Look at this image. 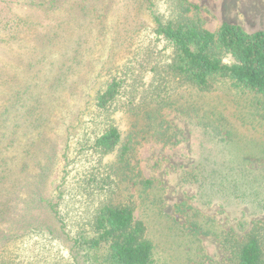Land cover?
I'll list each match as a JSON object with an SVG mask.
<instances>
[{"label":"rangeland","instance_id":"1","mask_svg":"<svg viewBox=\"0 0 264 264\" xmlns=\"http://www.w3.org/2000/svg\"><path fill=\"white\" fill-rule=\"evenodd\" d=\"M189 1L209 30L264 29V0ZM153 26L142 0H0V257L74 264L70 237L104 198L90 175L109 177V199L133 206L165 264H224L218 233L241 237L264 221V102L226 81L173 87L155 120L115 112L122 162L79 143L106 83L136 60L147 85L165 58L154 53H169Z\"/></svg>","mask_w":264,"mask_h":264},{"label":"trees","instance_id":"2","mask_svg":"<svg viewBox=\"0 0 264 264\" xmlns=\"http://www.w3.org/2000/svg\"><path fill=\"white\" fill-rule=\"evenodd\" d=\"M142 1L152 17L154 38L169 53H154L165 58L158 59L150 69L152 79L147 85L143 82V65L136 60L132 61L138 65L130 63L114 75L95 97L90 118L92 134L79 141L82 148L99 157L117 152L119 162L126 158L128 144L123 141L113 114L119 110L147 112L144 115L155 120L158 115L152 110L169 104L177 85L184 90L207 91L219 81H226L242 92L261 96L264 102V29L247 32L238 24L222 22L212 31L204 27L197 7L189 0H165L169 9L166 14L156 13L152 0ZM246 173L255 172L246 170L241 175ZM89 178L86 184L96 183L104 198L96 202L86 224L70 237L66 223L59 219L62 232L71 238L74 264H165L155 259L147 226L135 217L133 206L109 199V177ZM207 227L206 233L215 231L210 225ZM218 234L227 253L224 264H264V221L253 222L241 237ZM0 264L14 263L8 257H0Z\"/></svg>","mask_w":264,"mask_h":264}]
</instances>
